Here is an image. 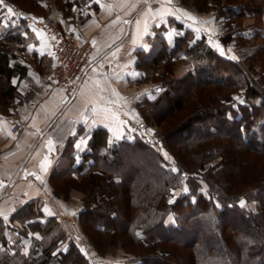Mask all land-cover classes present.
Segmentation results:
<instances>
[{"label":"trees","instance_id":"16d2710c","mask_svg":"<svg viewBox=\"0 0 264 264\" xmlns=\"http://www.w3.org/2000/svg\"><path fill=\"white\" fill-rule=\"evenodd\" d=\"M214 1L200 0L198 11L215 9ZM227 1L233 23L243 17L264 21V0ZM8 8L18 9L13 23ZM39 8L38 0L0 4L2 109L20 98L12 77L27 72L21 54L27 48L24 33L28 14L43 15ZM176 27L180 33L171 43L162 37L150 57L136 60L142 71L136 83L156 87L138 106L141 123L158 124L160 132L151 139L136 131L128 140L93 128L79 160L68 138L49 184L66 198L74 190L85 195L78 212L82 230L100 256L111 242L120 244L124 255L114 264H264V28L251 29L260 44L251 49L241 44L233 57L215 51L203 35L195 37L193 28ZM235 36L242 40L228 31L219 41L236 43ZM178 60L190 68L173 76ZM214 158L218 161L210 165ZM241 199L257 207L241 206ZM34 205L24 204L25 215L34 218L31 229L44 225L40 229L48 240L40 255L45 261L97 264L54 217L44 224L35 219L42 214ZM3 229L0 218V241ZM40 259L31 258L29 264Z\"/></svg>","mask_w":264,"mask_h":264},{"label":"crops","instance_id":"0c3cea01","mask_svg":"<svg viewBox=\"0 0 264 264\" xmlns=\"http://www.w3.org/2000/svg\"><path fill=\"white\" fill-rule=\"evenodd\" d=\"M38 4L44 13L28 14L24 33L27 48L21 54L27 72L12 77L20 98L10 107H0V218L4 224L0 264H29L31 258L40 259L48 237L40 229L44 225L28 226L34 218L25 215L27 202L34 203L42 214L35 219L44 224L46 218L54 217L58 227L75 241V231H79L75 219L82 206L76 203L75 194L69 199L57 195L48 181L68 138L79 160L93 128L102 127L115 139L130 140L136 131L152 139L157 133L156 127L141 123L138 106L156 87L136 83L142 74L136 66L138 57H150L162 37L171 43L180 33L176 23L193 28L195 37L203 35L215 51L212 42L221 44L215 34L204 32L219 28L220 23L206 21L209 9L198 11L194 0H38ZM17 11L12 8L11 23ZM43 17L52 18L67 38H86L93 47L78 93L69 102L62 99L63 89L48 79L51 63L42 60L47 56L51 62L48 38L40 24ZM253 23L249 22L250 29L256 27ZM183 64L179 76L190 68L189 63ZM13 116L25 122L18 135L10 131ZM42 257L36 264L59 262Z\"/></svg>","mask_w":264,"mask_h":264},{"label":"rangeland","instance_id":"374dc122","mask_svg":"<svg viewBox=\"0 0 264 264\" xmlns=\"http://www.w3.org/2000/svg\"><path fill=\"white\" fill-rule=\"evenodd\" d=\"M199 1L200 0H194L195 7L199 6V4H200ZM214 2H216V8L214 10H213V8H209V10H206L205 15H204V19L206 21H208L209 19H212L214 25H216V23L217 24L220 23L219 28H211L210 30L206 29V30H204L205 34H210V33L215 34L216 39H219V37L221 35L226 34L228 31L232 32V34L234 32L235 35L238 34V37H239V35L243 36V37H241L242 40H238L237 37L235 36V39L237 42L235 43V40L234 41L232 40L229 43H227L225 46L219 44L217 41L212 42L213 46H215L217 48L218 53L225 55V56L235 57L236 56L235 51L239 50L238 47L241 46V44H244L249 49L257 46V44H260V41L258 39L255 40L253 38V36H251V29L248 26H249V22L251 20H252V22L254 21L253 26H256V27L262 26L263 25L262 22L254 20L253 18L243 17L241 20L236 19L233 23V19L232 20L228 19L231 16L230 13L229 14L226 13L228 11L227 10L228 1L227 0H215ZM39 10H40V8H39ZM219 13L221 15H219ZM50 19L52 20V18H50ZM10 21H11V19H10ZM227 28H229V29H227ZM200 32H203V31L200 30ZM50 58H51V62H50V60H49V62H47L46 60L44 61V64L51 63L49 71L51 70V67H52V56L51 55H50ZM183 63H185V62L178 60L176 62V64L173 66V72L171 75L179 76V74L183 70V65H184ZM235 96H237V95L234 94L231 96V98L232 99H233V97L236 98ZM144 126L156 127L157 128L156 134H158L161 130V128L158 124L144 125ZM156 134H154L152 136V139H154ZM159 151L163 155V157L165 158L167 163H172L171 157L166 153V151L163 148H159ZM217 161H218V158H214L209 162V164L212 165V164L216 163ZM185 190H186L185 187H183L181 189V191H185ZM178 191H180V190H177V192ZM201 191L205 193L206 186H202ZM54 192L57 195H62V197L65 199H69L70 196L75 194L76 199H78V200H76V203L80 204L83 207V200H84V196H85L83 193L77 192L76 190H74L71 192L70 196H68L66 198L62 193L56 192V191H54ZM171 199H174V196H172ZM243 200L245 201V199H243ZM240 201H239V203H240ZM244 207H246V208L248 207L250 209H255L257 207V203L255 201H250V200L248 201L247 200V201H245ZM169 217L170 218L168 220L171 222L172 221L171 215H169ZM75 220L77 222L78 229H79V231H75V233L77 235V237L75 238V241L82 247L81 251L85 257H88L90 260L96 262L97 264H114V263H117L122 258V256L124 255V251L121 249V246L119 243H117V245H116L113 242H111V244H108L107 252L104 256H100V255L96 254L92 248L91 243H90L91 241L89 240V238L85 234V232L82 230L79 217L77 216V219H75ZM68 238L71 239L70 236H68ZM54 264H60V263L55 262Z\"/></svg>","mask_w":264,"mask_h":264},{"label":"built area","instance_id":"2783aa9c","mask_svg":"<svg viewBox=\"0 0 264 264\" xmlns=\"http://www.w3.org/2000/svg\"><path fill=\"white\" fill-rule=\"evenodd\" d=\"M40 24L45 30L52 56V67L48 72L50 82L63 89L62 99L72 100L78 93L83 70L87 67L93 47L86 38L72 40L49 17H43ZM20 116L10 119V131L16 135L24 129Z\"/></svg>","mask_w":264,"mask_h":264},{"label":"snow or ice","instance_id":"6c2138e0","mask_svg":"<svg viewBox=\"0 0 264 264\" xmlns=\"http://www.w3.org/2000/svg\"><path fill=\"white\" fill-rule=\"evenodd\" d=\"M96 2H98V0H96ZM0 4H3V0H0ZM7 11H8V13H12V9L11 8H8L7 9ZM38 35H39V33H38ZM50 55H51V53H49ZM49 143H51V142H49ZM45 161H47V157H45ZM174 171H175V169H173ZM171 202H173V201H170V203ZM244 204H245V201L242 199L241 201H240V205L241 206H244ZM217 207H219V205H217Z\"/></svg>","mask_w":264,"mask_h":264}]
</instances>
